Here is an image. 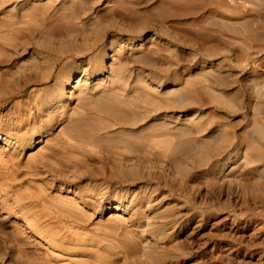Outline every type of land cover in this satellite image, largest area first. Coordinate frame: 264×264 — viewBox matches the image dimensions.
<instances>
[{"label": "rangeland", "instance_id": "obj_1", "mask_svg": "<svg viewBox=\"0 0 264 264\" xmlns=\"http://www.w3.org/2000/svg\"><path fill=\"white\" fill-rule=\"evenodd\" d=\"M0 264H264V0H0Z\"/></svg>", "mask_w": 264, "mask_h": 264}, {"label": "bare ground", "instance_id": "obj_2", "mask_svg": "<svg viewBox=\"0 0 264 264\" xmlns=\"http://www.w3.org/2000/svg\"><path fill=\"white\" fill-rule=\"evenodd\" d=\"M21 214V213H20ZM28 214V213H27ZM31 214V213H30ZM33 215V214H32ZM31 216V215H30ZM32 217L33 216H31V219H32ZM22 218V217H21ZM24 218V217H23ZM28 218V217H27ZM26 220H28V219H26ZM37 221V220H36ZM35 221V222H36ZM27 222V221H26ZM28 223V222H27ZM30 223H31V220H30ZM32 225H33V223L32 224H29V226L32 228ZM28 228V227H27ZM30 229V228H29ZM49 231H52V230H49ZM53 232H55V231H52L51 233L53 234ZM56 234V233H55ZM51 234H49V236H50ZM54 237V236H53ZM46 239V238H45ZM55 239V238H54ZM50 240H51V238H50ZM50 240H48V241H50ZM53 241V240H52ZM59 243V242H58ZM56 247V246H55ZM61 247V246H60ZM59 247V248H60ZM63 248V247H62ZM60 251V250H59Z\"/></svg>", "mask_w": 264, "mask_h": 264}]
</instances>
